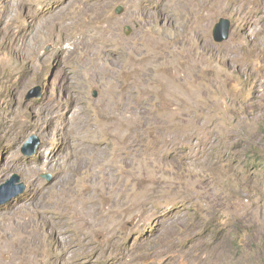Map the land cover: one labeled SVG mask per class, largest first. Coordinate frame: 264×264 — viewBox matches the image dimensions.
I'll return each mask as SVG.
<instances>
[{"label":"rangeland","instance_id":"1","mask_svg":"<svg viewBox=\"0 0 264 264\" xmlns=\"http://www.w3.org/2000/svg\"><path fill=\"white\" fill-rule=\"evenodd\" d=\"M58 1L0 0V185L13 175L24 185L0 204V264H264V167L248 160L264 155V0H105V24L130 57L93 80L92 63L64 61V40L39 32V11ZM96 1L61 4L71 14ZM220 18L230 32L216 43ZM102 25L87 16L64 36L71 45ZM35 87L40 97L27 100ZM72 97L96 134L60 138L77 123L66 120ZM52 102L69 110L55 113L43 166L35 113ZM30 136L39 145L27 157ZM22 205V218L73 230L16 231L10 215ZM73 208L80 228L60 215Z\"/></svg>","mask_w":264,"mask_h":264},{"label":"bare ground","instance_id":"2","mask_svg":"<svg viewBox=\"0 0 264 264\" xmlns=\"http://www.w3.org/2000/svg\"><path fill=\"white\" fill-rule=\"evenodd\" d=\"M62 1L63 0H60V2L58 1L59 4H53L51 7L47 8L45 10L41 9L39 11L40 20H41L39 22L40 23L39 24V32L43 36L61 37L64 40L65 44L69 46V47L66 46L64 48L63 52L60 51L62 53V57H63L64 61H67V62L73 61L76 63V65L80 66V68H81V66L83 67L84 63H87V62H88V64L92 63L94 65L93 66L94 69L91 70V71H93V74L91 75V77L89 75L91 80H93L94 77H100L101 78L105 75H110L111 73H112V76H114V74L117 71L121 72L120 66H121L122 60L123 61H124V59L126 60V58H125L126 56H128V59H129L130 53L126 51V49L122 46V44L119 43L118 38L115 37V34L112 33L111 29L109 28L110 23H109V25H107V23L105 24L106 17H105L104 12H103V6L105 5V3H104L105 0H100L98 2L96 1L94 3L87 2L90 4H87L85 2L78 4V7L71 14H68L66 12V10L64 11L65 7L61 4ZM20 2H21V4H24L22 2V0H20ZM24 16H26V15H24ZM87 16H89L91 22L100 21V20L103 22V25L101 26L100 30L98 31V33L96 31V33L91 32V34H87V30H86L87 35L83 36L84 38L82 40L76 39L75 41L72 42L71 45H69L67 42L70 38L68 36H64L66 29L70 28L76 22H79L80 19L87 17ZM112 30H114V29H112ZM88 33H90V31ZM120 47H121L122 51L120 50L121 51L120 55H118V50ZM83 54H84V57L86 59L80 57ZM83 59H85V60H83ZM35 61H34V63H36L38 65H42V62H40L38 60L36 62ZM61 62H62V60H61ZM66 65H68V64H66ZM29 68H30V66H29ZM79 70H77V71H79ZM127 70H128V72L130 71V69H127ZM109 77H106V78H109ZM78 78L79 77H77V79ZM76 81H78V80H76ZM107 81L109 82V80H107ZM108 82H107V84H108ZM99 83H101V82H99ZM127 86L130 87V85H127ZM110 103H109V105H110ZM78 104H79V99L77 97H72L69 100L68 105L75 107V108H74V110L71 111V112H73V116H71V117L66 116V120L69 119V120H71L72 123L73 122H77V123L75 125L69 124L67 126L65 124L64 127L62 126L63 128L60 129L61 133L59 134V136H61L60 138L63 140L71 138L75 133H78V132L82 133V138H85L86 132L94 131V133L96 134V130L93 129V127L85 119V114H84L85 110L82 108L79 109ZM117 107L118 106L115 105L114 108H117ZM70 109H71V107H70ZM68 110L63 108L57 102L56 103L52 102L51 105H49V106L46 105L45 108H41L38 113L35 111L37 122H34V125H35V127H37L39 129V133H41V135L45 138L46 143L48 144V147H46L45 150L40 149V152H38V153H40V156H42L41 160H42L43 166L46 165L53 158L54 153H55V150L54 149L52 150V148H53L52 147V145H53L52 144V134L54 131H56V127L53 123V118L56 115L55 113L60 112L62 115H65ZM102 114L107 118H110V117L112 118L114 116L113 108L108 106L106 109L102 110ZM118 115L120 116L119 112H118ZM122 115H123V113H122ZM111 136H113V135H111ZM80 146H82V145H80ZM73 152H72V154H73ZM78 156H80V155H78ZM32 172H33V170H32ZM107 178H108V176H107ZM101 179H102V177H101ZM62 190H63L62 187H60V186H59V188L57 187L55 193H53L52 196H54L57 200L60 201L61 197H62L60 193ZM24 210H26V207L24 205L19 206L10 215L11 217H13L12 219L14 220V223H12V224L14 225L13 227L16 228V231L20 230L21 233H24L26 235L38 234L39 233L38 229L43 227V229H42V231L44 233L43 236H45L48 234H63V233H66L67 231H70L69 229L73 230L72 228H69V229L64 228L63 225H61V222L56 221L53 216H45V217L34 216V217L29 218V219L28 218L27 219L22 218L20 216V213ZM43 214H44V208L42 209L41 215H43ZM60 215L64 216L65 218L74 217L75 218V227L73 225L74 229L80 228L83 225L84 215L80 212V208H73L71 210L63 211L62 213H60ZM24 226H26V227H24ZM33 264H34V262H33Z\"/></svg>","mask_w":264,"mask_h":264},{"label":"water","instance_id":"3","mask_svg":"<svg viewBox=\"0 0 264 264\" xmlns=\"http://www.w3.org/2000/svg\"><path fill=\"white\" fill-rule=\"evenodd\" d=\"M122 12V7H117L115 10L116 14H120ZM230 32V21L226 18H220L214 25L212 29V38L216 43L224 42L228 39ZM41 95L40 88L35 87L31 89L27 95L26 99L30 98H39ZM93 96L96 97V93H93ZM39 145V139L35 136H30L28 140L24 143L21 148V153L24 156H32L37 147ZM20 179L17 175L11 176L9 180H7L4 184L0 185V198L6 197L5 200L0 201L1 203L6 202L11 197L16 196L24 190V185L19 183Z\"/></svg>","mask_w":264,"mask_h":264},{"label":"trees","instance_id":"4","mask_svg":"<svg viewBox=\"0 0 264 264\" xmlns=\"http://www.w3.org/2000/svg\"><path fill=\"white\" fill-rule=\"evenodd\" d=\"M263 145H264V139H263ZM250 153V152H249ZM249 157V162L252 160L254 166L256 168H263L264 167V155H254V157Z\"/></svg>","mask_w":264,"mask_h":264}]
</instances>
